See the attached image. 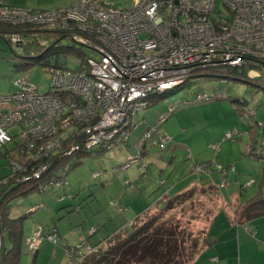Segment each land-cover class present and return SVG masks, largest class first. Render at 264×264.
Masks as SVG:
<instances>
[{"label": "rangeland", "instance_id": "1", "mask_svg": "<svg viewBox=\"0 0 264 264\" xmlns=\"http://www.w3.org/2000/svg\"><path fill=\"white\" fill-rule=\"evenodd\" d=\"M6 1L16 2L20 8L55 11L70 8L75 0ZM106 1L119 9H132L136 4V0ZM220 11L226 14L223 4L218 2L215 15H220ZM51 47L56 49L46 54ZM64 48L79 49L71 39L59 35H31L22 47L9 45L0 38V95L14 94L18 90L16 82L20 80H26L41 94L51 92L52 74L47 65L57 59L69 70L80 71L77 55L60 52ZM82 51L87 56L91 54L87 49ZM95 59H99L97 54ZM243 72L251 79L248 83L240 76ZM262 84L264 72L258 67L238 70L233 78L210 71L197 72L182 87L150 96L151 106L132 117L136 128L129 129L127 142L117 138L67 160L63 165L71 169L65 176V186L50 184L45 192L34 188L28 195L23 194L32 186L21 187L17 192L19 197L11 201L10 213L12 219H22L24 223L21 264L34 263L35 250H31L36 242L34 238L41 231L42 234L51 232L57 224L56 243L46 239L51 233L42 235L40 240L45 241L37 251L36 264H59L61 258L62 264H70L66 243L72 247L88 239L85 243L90 247L118 230L124 231L118 238H125L151 220L157 221L156 231L161 227L170 228L177 233L179 241L186 238L188 250L196 244L200 253L206 246L208 228L223 208V199L230 202L232 193L239 190L231 178L239 173L246 179L244 197L255 192L252 182L258 184L262 179L264 157L256 158L264 156V150L259 151L264 149ZM204 96L210 97V101L197 102ZM171 107L175 112L144 142L146 133L158 126ZM229 133L234 137L229 138ZM12 147L10 144L8 149ZM5 152V148L0 150V177L11 172ZM200 165L207 168L197 174L196 168ZM218 165L228 172L225 179ZM210 169L212 172L208 173ZM59 175L63 176V171ZM127 177L138 183L130 182ZM210 183L220 193L214 187H207ZM190 190L192 193L175 202L174 208L165 209L171 202L170 197ZM165 194L170 197L163 198ZM161 200L162 207L158 205ZM129 201L137 203L130 205ZM149 207L152 210L133 224ZM71 220L75 221L74 225ZM4 229V225L0 226V247L5 242ZM115 240L112 237L101 251L118 242ZM6 244L10 246L8 240Z\"/></svg>", "mask_w": 264, "mask_h": 264}, {"label": "built area", "instance_id": "2", "mask_svg": "<svg viewBox=\"0 0 264 264\" xmlns=\"http://www.w3.org/2000/svg\"><path fill=\"white\" fill-rule=\"evenodd\" d=\"M218 2L226 14L215 15ZM0 22L57 30L79 50L91 52L78 60L80 71L56 61L50 64L49 93L20 80L14 94L0 95V150L13 145L14 152L4 156L13 175L27 173L29 162L23 163L22 157L35 164L18 182L45 180L46 188L65 186L71 169L60 168L61 179L49 182L54 166L46 160L60 154L70 158L117 138L127 142L129 129L136 128L132 117L148 108L150 96L184 85L197 72L229 76L253 66L264 72V0H136L132 9L124 10L97 0H75L70 8L55 11L20 8L3 0ZM5 38L14 46L25 44L20 34ZM202 100L210 97L197 102ZM168 112L144 142L175 108ZM206 168L198 166L197 174ZM217 169L225 179L228 172L221 165ZM42 235L34 238L31 250L41 248ZM87 250L91 253L92 248Z\"/></svg>", "mask_w": 264, "mask_h": 264}, {"label": "trees", "instance_id": "3", "mask_svg": "<svg viewBox=\"0 0 264 264\" xmlns=\"http://www.w3.org/2000/svg\"><path fill=\"white\" fill-rule=\"evenodd\" d=\"M13 34L22 35L25 41L29 36L35 35V34L61 36V32L57 30L41 31L38 28H35L33 26H27V25L13 26L10 24L0 22V38L5 39L8 42V44L11 45L9 39L5 38V36L13 35ZM62 38H66V37L63 36ZM54 46L56 47V45ZM55 47L49 48V50L45 53L47 54L49 51L56 49ZM63 51H65V54L67 56L68 54L72 53V54L77 55V57L79 58L78 60L84 61L85 59L84 57L85 53L82 50L71 49V48H64V50L60 49V52H63ZM59 62L60 64L65 65V63L57 59L56 63H59ZM50 64H48L47 66L49 67ZM253 67L256 68V66H253ZM228 75L233 78L234 76L237 75V71H233ZM240 76L242 77V80L245 83H248L249 80H251L250 78H247L245 72H243ZM241 77L238 76L239 79H241ZM262 86L264 85L262 84ZM238 103H240V101ZM242 104L243 105L246 104V101H244ZM150 106L151 105H149L148 107ZM93 150L94 149L90 151H82L80 153H77L76 155L81 154V153L92 152ZM99 150L101 151L102 148H100ZM263 150L264 149L261 148V150L259 151L263 152ZM6 151L14 152V147H12L11 149L7 148ZM62 155L63 154H60L58 156L57 155L51 156L50 157L51 160L45 161L46 163L48 162L52 163L53 164L52 166H54L52 168L53 170L51 172V175L48 178L49 182L57 181L61 179L60 178L61 176L59 175L60 168H63L64 167L63 164H65L67 160L73 157L72 156L70 158H63ZM12 157L14 158V155ZM263 157L264 156L262 155L256 156V158H263ZM20 160L25 164L29 162L27 173L13 175L11 171L8 175H5L4 177L0 179V218L2 220L0 222V226L2 227L4 225L5 227L4 230L6 231L5 242L0 247V264H21L22 256H23V247L25 244L24 223L22 219H12L11 218L10 216L11 201L19 197L17 192L19 191L21 187L32 186L31 190L24 192L23 195H28V194L33 193L32 190L34 188L41 189V192L46 191V187H45L46 185L44 184L45 180L36 181L32 179L28 182H18V179H21L23 175H28L30 172H33L34 166H35V164L31 165L30 160L26 159L25 156L22 157ZM4 180H6V182H4ZM128 186L132 187L133 185H128ZM192 191L193 190H190L186 193H183V194H180L174 197L169 196L170 199L168 200L171 202L166 205L167 207H165V209L174 208L173 206L175 205V202L181 201L180 200L181 198H184V196L189 193L191 194ZM158 205H161V202ZM150 210H152L151 207L143 211V213L140 214L134 220L133 224H135V222L140 221L142 219L141 217L143 215H146L148 212H150ZM31 211H33V209ZM236 214L238 216L239 221H244V222H249L256 218L263 217L264 216V196L262 195L257 196L255 200H251L246 206H244L243 208H239ZM71 224L74 225L75 221L71 220ZM156 224H157L156 220H151L147 222L146 224H144L142 227L135 229L128 237H125V238H118L122 236L123 235L122 232H124L123 230H118L110 234L108 237H105L104 239H102L99 243L90 244V247L92 249H95V252H91V253L87 250L86 241L88 239L83 240L81 244H77L76 246H72V247L69 246L66 249L67 257L70 259V264H189L197 258L199 253L197 250L198 246L196 244H194V247H190L188 250L186 248L187 247V244L185 242L186 238H184L182 242L179 241V237L177 233L175 231H172L170 228L164 229L163 227H161L160 229L157 228L158 230L156 231L155 229ZM97 232H98V229H97ZM47 234H50L51 236L53 235L56 236L59 234V229L57 227L55 228L53 227L51 232L49 233L47 232L43 235H47ZM50 237L46 239H49ZM112 237H116L115 241H118V242H114L108 250L101 251L102 246L108 243ZM7 240L10 243L9 247L6 244ZM49 240L53 241L52 239H49ZM53 242L56 243V239ZM37 256H38V252H35L34 260L37 258Z\"/></svg>", "mask_w": 264, "mask_h": 264}, {"label": "crops", "instance_id": "4", "mask_svg": "<svg viewBox=\"0 0 264 264\" xmlns=\"http://www.w3.org/2000/svg\"><path fill=\"white\" fill-rule=\"evenodd\" d=\"M97 1L109 3L106 0ZM9 3L17 6L16 2ZM255 147L258 148L257 146ZM242 174L244 175V173ZM2 177H0V179ZM127 178L129 181L131 180L130 182L132 183H138L136 182L137 180H132L130 177ZM231 179L235 182V186H237L239 190L232 193L230 202H226L225 199H223V208L214 217L207 230L205 239L206 246L200 251L197 258L189 264H264V216L249 222H244L239 221L236 214L239 208H243L251 200H255L257 196H264V172L262 179L258 184L252 182V185L256 190L248 197L242 195L243 190H246L243 188L245 187L243 181L246 179H243V176H240L239 173ZM246 184H248V182ZM213 185L210 183L207 187H214L218 189L220 193L219 188L216 185ZM255 185H257V187ZM166 196L169 195L165 194L163 198ZM160 202L162 203V200ZM129 203L131 205L137 202L129 201ZM58 225L59 224H57V227ZM77 229H80L79 226ZM81 238L82 240L85 239L84 234ZM69 246L70 245L66 243V249ZM49 247L51 249L53 248L52 246ZM38 257L39 256H37L35 263L33 264H36ZM62 261L63 258H61L59 264H62Z\"/></svg>", "mask_w": 264, "mask_h": 264}, {"label": "bare ground", "instance_id": "5", "mask_svg": "<svg viewBox=\"0 0 264 264\" xmlns=\"http://www.w3.org/2000/svg\"><path fill=\"white\" fill-rule=\"evenodd\" d=\"M102 149H103V147H102ZM134 158H136V157H133V159H134ZM63 182H64V180L62 179V183H63Z\"/></svg>", "mask_w": 264, "mask_h": 264}]
</instances>
